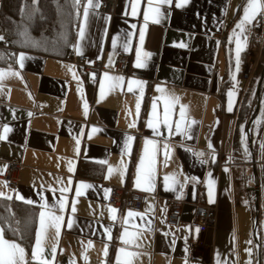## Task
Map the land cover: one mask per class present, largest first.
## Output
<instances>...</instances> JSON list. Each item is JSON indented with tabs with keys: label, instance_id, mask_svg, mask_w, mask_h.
<instances>
[{
	"label": "crops",
	"instance_id": "0c3cea01",
	"mask_svg": "<svg viewBox=\"0 0 264 264\" xmlns=\"http://www.w3.org/2000/svg\"><path fill=\"white\" fill-rule=\"evenodd\" d=\"M73 1L75 34L63 55L17 48L12 61L0 64V72L17 73L0 79V136L5 137L0 139V197L27 204L31 200L36 210L29 249L3 233L4 239L25 249L26 264H40L31 256L39 213L46 211L63 217L59 235L49 227L44 236L43 259L50 264H118V257L120 264H254L255 245L261 248L264 264V127L257 125L256 100L248 116L239 109L254 70L259 68V78L262 72L264 76L263 15L257 14L242 32L236 25L248 0L243 5V0H187L183 7H177L183 0H152L158 14L150 13L147 21L148 0H140L136 16L131 15L134 0H116L111 13L99 10L101 0H92L85 21L89 0ZM259 21L262 24L252 26ZM237 36L242 46L238 65ZM5 47L0 42V49ZM69 49L89 63L100 62L95 81L79 70L67 55ZM137 53L143 68L136 67ZM121 55L127 57L124 71L117 65ZM114 77L124 83L113 89L108 78ZM132 80L143 82L142 88L133 85L129 92ZM173 97L169 128L162 123L164 101ZM149 120L155 131L148 127ZM5 126L11 129L6 135ZM236 128L241 152L233 149ZM148 140L156 143L155 182L150 188L142 180L137 187L142 158L147 166ZM147 147L151 151V145ZM12 159L21 164L15 187L3 178ZM166 176H175L177 182L170 180L171 186H166ZM113 185L147 193L143 209L110 204ZM65 188L68 191H61ZM62 198L65 207L60 210ZM171 199L183 202L178 227L166 221ZM199 203L216 213L213 225L201 231L190 223ZM129 211L140 215L128 217ZM122 248L135 255L126 257Z\"/></svg>",
	"mask_w": 264,
	"mask_h": 264
},
{
	"label": "trees",
	"instance_id": "16d2710c",
	"mask_svg": "<svg viewBox=\"0 0 264 264\" xmlns=\"http://www.w3.org/2000/svg\"><path fill=\"white\" fill-rule=\"evenodd\" d=\"M246 0L241 2L243 5ZM264 4V0H263ZM73 0H1L0 1V35L7 47L0 49V64L12 61L15 49L38 51L54 56L63 55L75 34L76 15ZM264 19V15H263ZM260 21L253 23L259 25ZM261 68V64H260ZM260 69L254 70L251 87L245 95L240 112L245 116L251 113L256 100L258 111L255 117L258 128L264 127V76L260 93L255 94V85ZM254 97H256L254 99ZM244 116V117H245ZM243 117V118H244ZM241 118V117H240ZM247 118V117H246ZM233 149L241 152L240 130L233 133ZM82 162L78 167L81 171ZM36 210L33 205L18 200L0 197V222L7 237L18 240L26 249L33 241ZM254 264H262L261 248L255 245ZM28 264H38L30 262Z\"/></svg>",
	"mask_w": 264,
	"mask_h": 264
},
{
	"label": "snow or ice",
	"instance_id": "6c2138e0",
	"mask_svg": "<svg viewBox=\"0 0 264 264\" xmlns=\"http://www.w3.org/2000/svg\"><path fill=\"white\" fill-rule=\"evenodd\" d=\"M76 2L78 3L79 0H76ZM140 0H134L133 3H131V15L136 16L137 15V6L139 4ZM161 3H170L171 0H160ZM148 3L150 5L148 12H146L144 14V19L145 21H147L149 19V15L152 12H156L158 14V9H153L151 7V3L152 0H148ZM184 3H187V0H183V3L181 4H177V7H183ZM89 7H94L92 0H89L88 3V7H85L84 9V18L85 21L87 20V16H88V8ZM257 14H262L264 15V4H262L260 2V0H248V3L246 4V6L244 7V17L243 19L236 25V28H239L242 32L244 31V25L246 23H250L253 19H255ZM157 22H159L157 20ZM83 27H81L80 30V35L83 36ZM234 34H235V29H234ZM143 32L141 31L140 33V40L141 42L143 41ZM3 37H0V40H3ZM115 43V41L113 42ZM236 53H237V65L239 64V53L241 51V42L239 39V36H237V40H236ZM183 46V45H181ZM147 55V54H145ZM20 63L21 66L23 64V60H24V55L21 54L20 55ZM145 63L142 61L139 53H137V60H136V67L138 68H143L145 67ZM17 73L15 72H8V73H4V72H0V79H2L5 75H16ZM73 75H75V73H73ZM105 76L107 77V74H105ZM124 83L123 78L122 77H114V78H108V86L110 88H117L120 87L122 84ZM142 84L143 82L141 81H136V80H132L128 83V91L131 92L133 91V85H136L137 87H141L142 88ZM104 85H101V89L103 90ZM232 93L229 92V96H231ZM159 99V98H158ZM175 98L173 97L172 100H168L166 99L164 101V117H163V121L162 123L166 126H168L169 128H171V123L169 121V113L171 110V106H172V101H174ZM153 108V117H156V104L155 102L152 105ZM136 109L137 112H139L140 109V103L139 101L136 104ZM229 110H231V108H229ZM185 115L184 109L181 108L180 110V116L181 119L183 120ZM148 127L156 129L155 124L153 123V120H149L148 121ZM175 130L177 132L182 131L181 129V124L177 123L176 124V128ZM11 129L8 127H4L3 132L6 135L8 132H10ZM93 131H96L95 129H93ZM156 135H160L159 131H156ZM5 138L4 136H0V139ZM131 139V138H130ZM148 145H151V151H149V148L147 147ZM167 147V146H165ZM155 151H156V143L152 140H148L146 141V147H145V153H146V158H147V166H145V158L141 159L140 162V175L137 176L136 178V185L137 187L140 186L141 181L143 180L145 183H147L150 188L154 185V170H153V163H154V156H155ZM71 170V169H70ZM111 171V169H110ZM165 184L166 186L170 187L171 184H175L177 181L175 179V176L173 177H168L166 176L165 178ZM171 180V184H169V181ZM209 184H211V181H209ZM81 187H91V185H85V184H81ZM154 190V189H153ZM61 191H68L67 188L62 189ZM79 190H77V195H79ZM4 193L0 192V196H3ZM19 199H23V197H17ZM43 199V197H41ZM9 199H11V197H9ZM28 203H33V201L29 200ZM43 208H47V205H42ZM65 207V201L62 198L59 201V209L63 210ZM72 211H75V207H72ZM111 211L113 213L116 212V209H111ZM135 215H140L138 213H133L131 211L128 212V217H133ZM39 217H40V229L39 231L36 233L35 236V249L32 252V256L31 259L33 260H39L40 264H50L49 261L44 260L43 256H44V244H45V233L48 230L49 227H52L55 229V235H59V227H60V222L63 220V217L60 215H52V216H48V213L46 211H41L39 213ZM46 217H47V221H46ZM113 220L116 219L115 215H113L112 217ZM71 223L68 224V227H71ZM127 231V230H126ZM198 231V229H197ZM131 235V234H130ZM123 239V238H122ZM133 241L131 240H124L125 244L131 243ZM121 252H124L126 257H133L135 254L132 252H125V250L122 248L120 250ZM53 252H54V245H53ZM0 264H26V260H25V249L23 247H21L18 243L16 242H10L7 239H4V235H3V230L0 229ZM70 264H74V262H70ZM118 264H120L119 262V257H118ZM125 264H130V261H126Z\"/></svg>",
	"mask_w": 264,
	"mask_h": 264
},
{
	"label": "built area",
	"instance_id": "2783aa9c",
	"mask_svg": "<svg viewBox=\"0 0 264 264\" xmlns=\"http://www.w3.org/2000/svg\"><path fill=\"white\" fill-rule=\"evenodd\" d=\"M116 0H101L99 10L111 13L115 7ZM73 50L69 49L67 55L74 59L77 67L82 72H87L93 80L95 81L97 75L100 71V62L95 61L94 63H89L84 55L73 54ZM118 69L125 70L127 66V57L121 55L117 61ZM249 69L244 71V76H247ZM20 162L18 160L12 159L8 160L6 163L5 170L3 172V178L6 183L15 187L18 183V173L20 168ZM255 189L257 187L255 186ZM147 193L137 190L134 188H123L117 185H113L109 189L107 201L110 204L122 205L126 209L133 211H141L147 201ZM216 213L215 209L207 204L199 203L194 207L193 215L190 219V223L193 227L201 231L207 228L215 222ZM183 220V202L179 199H171L168 205V211L166 216V221L169 225L173 227H178ZM194 246L191 249L194 250ZM203 264H210L209 261H204Z\"/></svg>",
	"mask_w": 264,
	"mask_h": 264
},
{
	"label": "water",
	"instance_id": "95a60500",
	"mask_svg": "<svg viewBox=\"0 0 264 264\" xmlns=\"http://www.w3.org/2000/svg\"><path fill=\"white\" fill-rule=\"evenodd\" d=\"M262 76H263V72L261 73V76H260V78H259V80L257 82V86H256V93L257 94L259 93L260 83H261V80H262ZM254 171H255V167H254ZM255 206H256V208H258V202H257V200H256V203H255ZM254 223H255V225L257 223V214H255V216H254ZM254 236H255V227H254Z\"/></svg>",
	"mask_w": 264,
	"mask_h": 264
},
{
	"label": "rangeland",
	"instance_id": "374dc122",
	"mask_svg": "<svg viewBox=\"0 0 264 264\" xmlns=\"http://www.w3.org/2000/svg\"><path fill=\"white\" fill-rule=\"evenodd\" d=\"M252 230V228L250 229V227H249V234H250V231ZM251 235V234H250Z\"/></svg>",
	"mask_w": 264,
	"mask_h": 264
}]
</instances>
